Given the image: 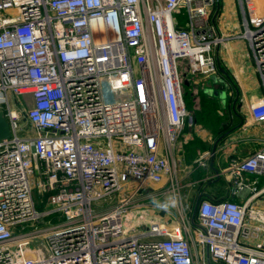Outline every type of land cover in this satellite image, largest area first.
Returning a JSON list of instances; mask_svg holds the SVG:
<instances>
[{
  "label": "built area",
  "instance_id": "built-area-1",
  "mask_svg": "<svg viewBox=\"0 0 264 264\" xmlns=\"http://www.w3.org/2000/svg\"><path fill=\"white\" fill-rule=\"evenodd\" d=\"M214 1L0 0V109L12 130L0 141V264H264L254 200L264 187L244 179L264 176V144L227 168L255 190L245 203L202 192L193 215L185 199V83L218 74L215 48L228 41ZM247 12L230 39L248 40L264 85V2L247 0ZM251 113L264 121V97Z\"/></svg>",
  "mask_w": 264,
  "mask_h": 264
},
{
  "label": "crops",
  "instance_id": "crops-1",
  "mask_svg": "<svg viewBox=\"0 0 264 264\" xmlns=\"http://www.w3.org/2000/svg\"><path fill=\"white\" fill-rule=\"evenodd\" d=\"M246 1L215 0L210 7L212 23L220 33L228 37L224 45L215 48L219 66L218 80L224 84V87L219 88H227L228 92L223 94L227 103L224 105L220 97L207 93L212 98L209 100L214 101L215 107L212 110L204 106V98L198 108H192L190 101L187 103L188 109L194 112V118L192 121L190 118L186 120L178 157L184 181L193 183L185 194L188 204L196 202L198 194L202 192L216 200H232L241 204L255 194L252 189L240 190L234 181L235 175L227 169L231 160L243 159L264 144V121L256 122L251 113L253 103L264 97L263 81L248 40L244 37L230 39L245 30V16L249 18L248 12L246 15L244 13ZM255 1L259 6L264 2ZM186 20V15L184 19L181 16L178 19L182 25ZM198 82H192L194 88L200 87ZM228 124L231 128L226 131L227 134L223 133L225 136L216 145L218 138L223 135L218 134ZM205 155L207 165L199 166L197 161ZM244 179L248 183L255 181L257 189L262 191L264 176L256 178V175L245 174ZM254 200L257 207L264 210V191Z\"/></svg>",
  "mask_w": 264,
  "mask_h": 264
},
{
  "label": "rangeland",
  "instance_id": "rangeland-1",
  "mask_svg": "<svg viewBox=\"0 0 264 264\" xmlns=\"http://www.w3.org/2000/svg\"><path fill=\"white\" fill-rule=\"evenodd\" d=\"M184 13H182L181 18L184 19L185 17V11H183ZM1 13V12H0ZM13 12L12 11H8L7 14H12ZM190 80H191V83L189 85H187V87H185V98L187 100V103L188 101L192 102V108L193 107H199V105L201 104V99L204 98V106H207L209 107L211 110L213 109V102L214 101H211L209 100L210 97H208L207 94L211 95V96H216V97H220L223 101V104L225 105L227 103V101H225V98L223 96V94L227 93L228 90L227 88H221L219 89L217 92L216 91H213V90H209L208 89V85L209 84H212V80H213V77L217 78V79H220L219 77V74H215L213 77L211 76H205V75H202V74H196V75H192V74H189L188 75ZM197 80L199 81L198 83H200V87H195V81L197 82ZM192 82H194L195 84H192ZM218 88L220 87L219 85L217 86ZM204 91V92H203ZM10 95V98L12 99L13 103L15 102V100H17V97L12 94L11 92L9 93ZM204 96V97H202ZM27 99H28V107L29 105H31V100H30V96L28 95L27 96ZM115 99H121L119 97L115 98ZM212 99V98H210ZM192 113H194L192 110H190ZM20 123L21 125L23 126V128L25 130H28L30 133H32V129L31 127L29 126L28 124V121L26 119V117L24 115H21V118H20ZM41 186V181H40V184L37 185L36 183H34V186H33V194H34V198L36 201H39V197L42 198V196L39 195V192H38V189L39 187ZM37 208L39 210H43L46 208L45 206V202H43V204H38ZM169 215L173 216V214L169 213ZM51 219V222L54 223V222H57L59 220V218L57 216H53V217H47L45 218L43 221H39V222H34V223H28L25 225V228L23 229V231H30V230H34V229H37L38 227L40 226H44V225H47V220ZM29 243L32 245V247H38L40 245H43L45 243V239L43 237H34L32 239L29 240ZM11 250L15 251L17 248H16V245H12L10 246Z\"/></svg>",
  "mask_w": 264,
  "mask_h": 264
},
{
  "label": "water",
  "instance_id": "water-1",
  "mask_svg": "<svg viewBox=\"0 0 264 264\" xmlns=\"http://www.w3.org/2000/svg\"><path fill=\"white\" fill-rule=\"evenodd\" d=\"M223 81H220L218 80L217 78L213 77V80H212V84H209L208 85V89L209 90H213V91H218L220 88H218L216 86V84H220V87H221V83ZM188 83V81H187ZM224 87V84L222 85ZM12 134V130H11V124L10 122L7 120L5 114H4V111L2 109H0V141L3 140V139H7L11 136ZM227 134V132L225 133ZM225 134L221 135L218 140L216 141V145L218 144L219 140L222 139ZM216 145L214 146V149H216ZM199 201H200V197L197 198L196 202H195V205H194V212H193V215L196 214V211H197V208H198V205H199ZM162 203H166V200L165 199H162L161 200ZM171 211H173V208H171ZM164 214V212H163ZM211 264H214L213 262L210 261Z\"/></svg>",
  "mask_w": 264,
  "mask_h": 264
},
{
  "label": "trees",
  "instance_id": "trees-1",
  "mask_svg": "<svg viewBox=\"0 0 264 264\" xmlns=\"http://www.w3.org/2000/svg\"><path fill=\"white\" fill-rule=\"evenodd\" d=\"M185 87H187V81H186V83H185ZM222 118V117H221ZM220 122H221V120H220ZM219 125V124H218ZM231 128V125H226V126H224L223 127V129H222V131H220V133L218 134V135H221V134H223L224 132H226V131H228L229 129ZM205 195H206V193H205ZM207 196V195H206ZM207 197H209L210 199H212V200H214V201H222V200H216V199H214V198H211L210 196H207Z\"/></svg>",
  "mask_w": 264,
  "mask_h": 264
},
{
  "label": "flooded vegetation",
  "instance_id": "flooded-vegetation-1",
  "mask_svg": "<svg viewBox=\"0 0 264 264\" xmlns=\"http://www.w3.org/2000/svg\"><path fill=\"white\" fill-rule=\"evenodd\" d=\"M221 87H222V85H221Z\"/></svg>",
  "mask_w": 264,
  "mask_h": 264
}]
</instances>
